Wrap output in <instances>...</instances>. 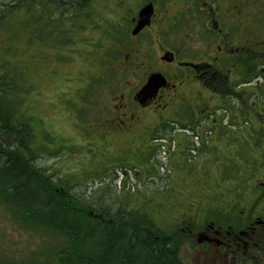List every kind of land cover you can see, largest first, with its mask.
Wrapping results in <instances>:
<instances>
[{
    "label": "flooded vegetation",
    "instance_id": "af4514ba",
    "mask_svg": "<svg viewBox=\"0 0 264 264\" xmlns=\"http://www.w3.org/2000/svg\"><path fill=\"white\" fill-rule=\"evenodd\" d=\"M51 1L36 5L35 16L46 22L56 6L72 28L65 54L76 52L72 47L86 38V0ZM111 2L109 25L94 26L107 38L99 48L104 57L111 54V64L77 53L91 74L107 77L106 94L96 84L82 134L104 156L115 150L134 166L149 160L139 151L145 138L159 134L175 143L164 145L173 166L168 182L193 201L148 238L177 245L183 264H264V130L240 128L243 120L264 127V0ZM159 74L163 85L143 92ZM89 80L94 84L92 75ZM185 146L197 152L195 163ZM219 151L227 163L214 158ZM225 164L231 182L220 186ZM208 181L209 197L194 200L197 186Z\"/></svg>",
    "mask_w": 264,
    "mask_h": 264
},
{
    "label": "trees",
    "instance_id": "16d2710c",
    "mask_svg": "<svg viewBox=\"0 0 264 264\" xmlns=\"http://www.w3.org/2000/svg\"><path fill=\"white\" fill-rule=\"evenodd\" d=\"M91 1L86 0V10ZM31 2H28L26 8L32 9L31 20L39 25V32H34L32 41L28 43L38 46L35 48L38 51L37 56L53 57L55 61L72 59L80 51V47H72L76 52L71 54H60L57 49L60 45L67 46L71 43V39H64L69 34L64 28L65 22L59 21V18L64 16H56L58 8L54 6L55 17L48 15L50 17L44 26V19L39 20L35 16L36 5L42 8V0H38L36 5L34 0ZM51 2L57 3L56 0ZM15 7L19 6L7 8L5 13L12 14ZM26 25V22L19 26L17 23L7 22L5 29L9 34L6 36V43L0 41V49L9 47L12 53H16L18 32ZM44 33H47L46 37L43 36ZM0 36L4 34L0 32ZM100 44L101 41L97 47ZM110 58L111 54L104 57L103 52V64L110 65ZM91 75L94 84L89 80L90 87L85 93L94 97L98 83H105L107 77ZM33 91L34 83L30 81L20 59L5 58L0 53V205L6 206L28 229L36 232L39 229L51 236L56 235L52 240H46L45 244H39L38 251H31V255L23 263L183 264L179 260L180 249L177 245H166V242L157 241L152 236L148 238L149 232L154 235V228L158 227L152 219L148 220V214L124 208L113 216L109 208L91 206L74 193L71 189V179H59L60 183H57L53 173H48L44 167L37 164L38 157L42 152L49 150L48 146H52L54 140L48 134L45 140L51 144L35 143L36 134L28 123V120L34 119L35 116L28 115L24 106L28 95ZM69 116L70 113H67V117ZM61 149L62 145L55 148L53 154ZM152 200L154 199L146 200L145 203H151ZM156 205L158 211L162 212L160 205ZM153 208L151 210H155ZM91 209L105 217L102 220L91 217ZM32 225H35V229ZM144 228L148 229L145 230L147 234L143 237V233H136L138 237L134 235L132 243L133 229Z\"/></svg>",
    "mask_w": 264,
    "mask_h": 264
},
{
    "label": "rangeland",
    "instance_id": "374dc122",
    "mask_svg": "<svg viewBox=\"0 0 264 264\" xmlns=\"http://www.w3.org/2000/svg\"><path fill=\"white\" fill-rule=\"evenodd\" d=\"M31 1L32 0H0V32L4 34V36H0V41H2V43H6V36L9 34L5 29L7 22L10 24L17 23L18 26L21 25L22 22L27 23V25L23 26L18 32V41L15 42L18 44V51L12 53L9 47H2L0 53H2L5 58L18 57L22 65H24L25 72L28 74L30 81L34 83V91L28 95L24 106L28 115L36 116L34 119L28 120L30 127L35 130V143L37 145H42L43 142L51 144L48 140H45L49 134L54 140L52 142V147H58L60 145L70 146L72 144L69 142H78L77 148L81 151L79 152L76 149L72 151L71 149L63 148L59 150L60 152L53 154L54 149L48 146L49 150L41 153L38 157L37 164L44 167L48 173H53L54 178L57 179V183H60L59 179L65 180L71 178L72 182L76 181L75 183H71L72 191L82 197V199L91 206L109 208L111 213H116L124 208L126 210L131 209L134 204L140 207V204L145 202L143 195L148 193V191H151L152 194L154 192L157 193L167 184V181L161 180L159 177L153 182H147L143 185V181L149 180H137L134 177V171L120 168V161L118 160H111L103 166L98 165V167L94 164H89L91 155L98 154V151L94 149L92 145L88 146L89 144H84L85 139L82 138L79 132L81 118L77 113L81 103V95L77 88L80 87L85 89L86 87L90 77V72L87 68V64L89 65V63H84L82 58L78 55H74V58L70 61H58L56 64L53 57L37 56L31 58L30 51L34 49L35 45H31V43L28 42L31 41V30L35 25V21L31 20L32 9L28 10L26 8L27 4L32 3ZM15 5L19 7H15V11L12 14L5 13L7 8ZM86 12L90 15L89 17L86 16L87 30H85V33L87 32V35L86 38H83L80 42L79 52L83 58L93 59L97 62L99 57H103V54L102 49L97 47L96 43L99 41L104 42L107 38L103 39L101 33H92V28L98 23H104L105 27L109 25L112 2L111 0H92ZM56 16L58 15L56 14ZM59 21L65 22L66 29H70L71 25L68 19L59 18ZM93 30L97 29L93 28ZM64 49H67L66 46ZM90 50H93V53H91ZM56 66L58 70L62 71L61 74L56 71ZM82 70L85 71L81 72ZM101 86L103 88V94H106V85L101 83ZM56 95H58V97L57 101L54 103ZM67 113H70V120H74L77 126H75V124L72 125L70 120L66 117ZM250 123L249 129L253 125L255 127L254 129H260V127H262L264 130L262 123H260L259 126L254 125L252 122ZM65 138H67L68 142L64 141ZM72 146L75 147V145ZM144 151L148 152V149L144 148ZM158 157L160 158V153L157 154V160ZM214 158L220 163H227V160H225L220 151L215 153ZM83 159L84 162L81 164ZM163 160L165 161L164 158ZM151 162L154 166L151 163L147 165L152 166V169L158 167L157 169L160 170V172H162V169H165L157 165L156 160L153 159ZM223 166L225 168L222 170L218 182L220 186L222 183L226 185V180H228V183L231 182L229 177L230 173H228L230 167L228 164ZM128 167H136L140 171H144L143 166L129 165ZM106 168H116V170L104 172L99 175V173ZM126 174L130 176L133 175L131 177L132 180L123 182V180L127 178ZM80 180H82V182L77 183ZM124 184L126 186H124ZM203 189L202 192L194 193L192 197H195L197 200H204L209 197L211 193L209 181L203 186ZM123 190H126V196L122 194ZM127 190L135 191V194L132 195L133 197L128 195ZM162 195V193L159 194V196ZM173 195H175V193H173ZM176 198L177 202L180 204H183L185 201V196L183 194H178ZM161 200L164 201L166 198L155 199L154 202L158 204ZM154 209L152 213L155 216L158 217L162 215V212L158 211L157 205L154 206ZM54 236L56 235L52 234L51 236L39 229L38 232L33 230L30 231L27 226L21 224L20 221L7 214L6 207L0 205L1 254L7 255L8 258L19 256L24 259L26 255H30L31 250L37 252L39 244H45L46 240H52ZM193 254L194 251L192 250V255Z\"/></svg>",
    "mask_w": 264,
    "mask_h": 264
},
{
    "label": "water",
    "instance_id": "95a60500",
    "mask_svg": "<svg viewBox=\"0 0 264 264\" xmlns=\"http://www.w3.org/2000/svg\"><path fill=\"white\" fill-rule=\"evenodd\" d=\"M149 12H151V10L147 9L146 14H149ZM159 76L160 75L151 76L148 84L142 89L143 92H146L149 90L155 91L159 86L163 85V79H160Z\"/></svg>",
    "mask_w": 264,
    "mask_h": 264
},
{
    "label": "bare ground",
    "instance_id": "6f19581e",
    "mask_svg": "<svg viewBox=\"0 0 264 264\" xmlns=\"http://www.w3.org/2000/svg\"><path fill=\"white\" fill-rule=\"evenodd\" d=\"M90 205V204H89ZM91 210H93V209H91ZM113 214H114V216H116V213H114V212H112ZM143 233L142 234V236L144 237L146 234H147V232L144 230V229H133V232H132V235H133V237H134V235L135 236H137V234L139 235V233ZM137 233V234H136ZM138 237V236H137ZM133 240H134V238H133ZM133 240H132V243H133Z\"/></svg>",
    "mask_w": 264,
    "mask_h": 264
}]
</instances>
